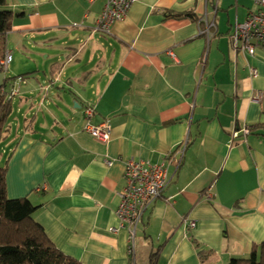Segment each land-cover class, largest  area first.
<instances>
[{
	"label": "crops",
	"instance_id": "0c3cea01",
	"mask_svg": "<svg viewBox=\"0 0 264 264\" xmlns=\"http://www.w3.org/2000/svg\"><path fill=\"white\" fill-rule=\"evenodd\" d=\"M103 8V0L10 1L11 64L27 53L25 65L39 68L38 47L56 55L9 86L17 112L28 110L4 150L8 196L28 198L49 239L81 264H150L156 254L155 264L248 258L264 243V132L243 134L264 125V47L251 55L230 36L254 3L137 0L109 32L97 29ZM56 99L66 105L59 121L50 110ZM42 110L51 123L41 122ZM88 122H108L111 140H95ZM186 139L178 166L170 154ZM129 159L164 164L171 179L137 227L133 258L128 232L111 231Z\"/></svg>",
	"mask_w": 264,
	"mask_h": 264
},
{
	"label": "built area",
	"instance_id": "2783aa9c",
	"mask_svg": "<svg viewBox=\"0 0 264 264\" xmlns=\"http://www.w3.org/2000/svg\"><path fill=\"white\" fill-rule=\"evenodd\" d=\"M104 8L97 24V29L101 32H109L111 26L126 19L129 11L137 0H103ZM255 10L249 12L247 18L242 23H237L235 32L230 36L232 47L241 49L251 55L256 53L259 46L264 47V0H252ZM207 36L210 35V26L204 31ZM12 62V55L6 53L1 62L2 72L6 73L8 66ZM17 94L13 88L11 96ZM94 108L88 106L85 109L87 120L94 115ZM86 130L91 136L102 143L111 140L112 126L106 122L99 125H93L90 122L86 125ZM243 134H251L249 128H244ZM239 135L234 131L232 139ZM187 139L183 148L179 149L170 157L177 162L179 166L183 161L184 151L187 147ZM108 165L113 162L106 160ZM125 188L118 192L119 204L116 210L119 219V227L112 228V232L126 230L129 235L128 253L132 258L135 256V236L138 225L142 222L145 213L149 207L157 200L164 197V192L170 184L171 179L168 175V169L164 164H150L142 161L129 159L125 162ZM191 225L194 227L195 223Z\"/></svg>",
	"mask_w": 264,
	"mask_h": 264
},
{
	"label": "trees",
	"instance_id": "16d2710c",
	"mask_svg": "<svg viewBox=\"0 0 264 264\" xmlns=\"http://www.w3.org/2000/svg\"><path fill=\"white\" fill-rule=\"evenodd\" d=\"M10 1L0 0V73L1 62L7 52L8 34L12 31L16 16L10 9ZM29 76L20 75L18 79ZM15 78L17 77L5 78V83L0 88V144L10 129L13 87L9 92V86ZM250 130L251 133L255 130L264 132V125H254ZM9 160L8 156L5 163L0 165V264H81L64 254L49 239L44 228L34 218L37 208L28 198H8ZM156 255L150 257V264H155ZM200 257H205V254H200ZM229 264H264V243L255 246L248 258H235Z\"/></svg>",
	"mask_w": 264,
	"mask_h": 264
},
{
	"label": "rangeland",
	"instance_id": "374dc122",
	"mask_svg": "<svg viewBox=\"0 0 264 264\" xmlns=\"http://www.w3.org/2000/svg\"><path fill=\"white\" fill-rule=\"evenodd\" d=\"M241 1H243V0H241ZM246 3L251 5V1H246ZM231 18H233V16ZM72 43H74V42H72ZM80 45L81 44H79V46ZM9 49L14 50V48L10 47V45H9ZM46 50L47 51H44L42 49V47H38L35 50L36 53H34V56H36L39 59V62H40L39 68H36V67H33V66H29V65H25L24 61L26 60V57H27L28 54L27 53L26 54L25 53L21 54V53L16 52L15 62L10 65V70H8L7 76L9 78L17 77V78H15V80H17L18 78H20V77H18L20 75H25V74L34 75V74L38 73L39 71H41L43 69V68H41L42 67L41 64L50 63L51 61H53L52 60L53 56L56 55L55 49L47 48ZM42 52L44 53L43 56H41ZM47 53L50 55L49 62L47 61V58H45ZM57 87H59V85ZM61 96L64 97V98H66V97L69 98L68 97L69 95L67 94L66 91H64ZM53 104H54V106L50 110H54V111L57 110L56 112H57V117H58V121H59V119L62 118V117H60L61 116L60 109L65 108V106H66L65 102L62 99H56ZM12 107H13V112H12V117L10 119L9 125L11 126L10 127V129H11L10 133H12L13 131H14V133L10 134V137L8 139H4L3 141H1V144H0V165H3L5 163V161H6V159L8 158V155H7L8 153L6 151H4V150H9L10 147L13 148V145L15 144V143H13V141L15 139L19 138V135L17 134V131H18V129L23 130L24 122H25L24 116L26 114V111L28 110V108L27 109L24 108L23 114H20V113L17 112L18 107H19V101L17 100V98H16V100H14V103H13ZM42 109H47V108L45 107V108H42ZM42 111H38V112H40L41 122H43L42 119L45 118L44 119V123L45 124H46V122H48V123L50 122L51 123L52 119H51V117L49 115V111H43V112ZM15 120L17 121V123H14ZM18 125H20V126H18ZM38 126H39V124H38ZM9 145H10V147H9ZM8 198L9 199H14V198H10V197H8ZM17 199H19V198H17Z\"/></svg>",
	"mask_w": 264,
	"mask_h": 264
},
{
	"label": "water",
	"instance_id": "95a60500",
	"mask_svg": "<svg viewBox=\"0 0 264 264\" xmlns=\"http://www.w3.org/2000/svg\"><path fill=\"white\" fill-rule=\"evenodd\" d=\"M4 83H5V73L2 72L0 73V88L3 87Z\"/></svg>",
	"mask_w": 264,
	"mask_h": 264
}]
</instances>
